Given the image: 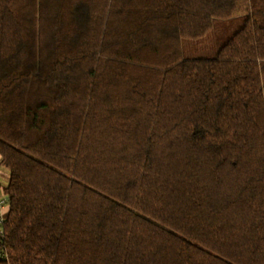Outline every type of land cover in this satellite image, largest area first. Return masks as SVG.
<instances>
[{"label":"trees","instance_id":"1","mask_svg":"<svg viewBox=\"0 0 264 264\" xmlns=\"http://www.w3.org/2000/svg\"><path fill=\"white\" fill-rule=\"evenodd\" d=\"M0 0V264H264V0Z\"/></svg>","mask_w":264,"mask_h":264},{"label":"rangeland","instance_id":"2","mask_svg":"<svg viewBox=\"0 0 264 264\" xmlns=\"http://www.w3.org/2000/svg\"><path fill=\"white\" fill-rule=\"evenodd\" d=\"M249 0H237L231 17L224 21H215L211 30L198 39H183L185 58L214 57L220 46L241 26L243 16L248 12Z\"/></svg>","mask_w":264,"mask_h":264},{"label":"built area","instance_id":"3","mask_svg":"<svg viewBox=\"0 0 264 264\" xmlns=\"http://www.w3.org/2000/svg\"><path fill=\"white\" fill-rule=\"evenodd\" d=\"M8 195L5 191V184L0 182V234H3V222H4V215L8 209Z\"/></svg>","mask_w":264,"mask_h":264},{"label":"crops","instance_id":"4","mask_svg":"<svg viewBox=\"0 0 264 264\" xmlns=\"http://www.w3.org/2000/svg\"><path fill=\"white\" fill-rule=\"evenodd\" d=\"M0 182L3 184H7L8 182V172L7 170L0 165Z\"/></svg>","mask_w":264,"mask_h":264}]
</instances>
